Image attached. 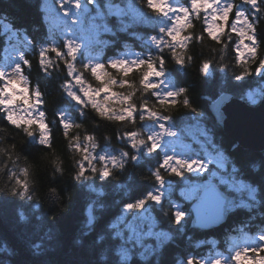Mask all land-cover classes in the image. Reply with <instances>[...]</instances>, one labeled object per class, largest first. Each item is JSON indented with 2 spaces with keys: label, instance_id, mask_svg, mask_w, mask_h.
<instances>
[{
  "label": "trees",
  "instance_id": "16d2710c",
  "mask_svg": "<svg viewBox=\"0 0 264 264\" xmlns=\"http://www.w3.org/2000/svg\"><path fill=\"white\" fill-rule=\"evenodd\" d=\"M85 1L88 2V0ZM95 1L103 8V3L107 0ZM111 1L120 2L126 6L131 3L137 9L136 11L142 12L145 19L136 20L135 17L130 22H125V16L112 18L104 15L102 25L104 29L101 33L99 32L94 46L88 44L91 49L93 47L94 51L91 50L93 55L91 52L86 54L82 50L81 55L74 62L78 69L77 72L80 73L79 69L82 64L89 63V70L82 78L88 80L93 87H102L101 82L91 75L90 69L95 62L103 64L104 68L117 79V84L113 85L111 90L121 92L126 91L130 86H139L144 65L130 64L128 68L131 71L124 75L123 71H120L125 67L124 65L112 68L109 61L124 59L128 56L131 57L130 61L139 59L148 61L150 57H156L153 66L156 71H160V61H163L164 75L151 76L149 80L153 78L152 81L150 80L151 83L159 85L161 82L159 78H161L168 84V90L175 92L177 89L173 85L180 77V70H183L186 75L179 79V83L188 84L191 81L195 91H189L190 99L192 96H197L204 101L205 106L202 107L200 103L193 102L192 107L186 109L177 104L171 111L162 110V114L169 116V120L165 123L170 125V121H174L176 124L172 130L176 131L181 139L180 156L184 160L204 161L207 164V170L204 172L198 167L190 170L183 166L181 176L184 179L192 178L202 183L210 180L209 176L212 171L218 170L220 176L225 179L223 183L216 182L220 189L234 196L236 194L229 184L239 186L245 202L237 205L232 203L234 205L227 211L225 220L219 224L220 227L217 225L210 229L199 230L209 236L207 239L195 241L192 240L193 234L187 220L189 202L182 200V196L176 190L172 198L166 195L159 203L150 200L149 211L154 215L158 229L168 232L170 237L163 241L158 249L154 247L150 254H146L147 256L141 257L136 250L124 256L122 250L119 249L120 242L114 229L115 221L122 214L125 205L145 197L156 186L157 181L147 169L134 168L130 164L128 169L134 174L132 180L112 170L115 173L114 176L109 175L105 180H101L97 173L90 180L82 179L76 182L80 185L76 187L69 182L70 177L74 175L69 141L71 140L74 144L73 138L79 133L81 141H84L86 136L94 138L97 148L93 154L97 157L102 151L107 152L111 149L117 152L120 148L127 150L130 156L134 155L136 153L131 151L123 138L126 133L133 132L138 133L139 138H146L144 135L146 122L139 120V115L144 109L138 103L137 111L133 114L131 121L127 118L124 121H109L97 116L90 106L80 105L69 98L60 87V84L68 79L67 65L62 60H57L56 64L44 71L38 64L40 45L44 47L55 45L64 53L62 40L48 27L43 0H0V61L6 49L11 45L18 48L21 72L28 75L31 82L30 94L33 88L39 86L43 101L40 109L46 114L45 123L49 130L50 140L48 146L39 145L38 125L33 126L34 135L30 138L22 128L11 125L5 119L6 112L0 111V127L7 129L6 133H0V135H5L6 144L16 145V151L20 156L18 164L33 166L32 174L36 181L35 185L30 187V192L36 191V196L31 201L27 198L7 197L0 193V260H12L13 264H89L92 260H96L97 264H181L188 261H191V264H198V262L209 264V258H230L232 254L230 246L233 240L243 241L253 236H264V199H260L253 187L247 184L245 178L239 174L237 165L240 164L242 156L227 150L232 139L224 133L223 140H221L212 129V121L206 120L200 113L205 111L208 117H213L210 111H207V106L210 100L223 93H216L210 84L205 83V77L213 73L215 69L214 76H219L222 62H219L221 53L218 50L227 45L225 62L229 64V69L234 63L239 36L237 32L232 31L231 25L235 22L237 11L244 12L254 25L257 58L250 74L242 76L241 81H235L230 73L227 77L228 86L230 89L243 90L244 95L241 98L244 100L252 91H264V71L260 76H257L255 72V68L260 66V60L264 59V0H256L257 8L261 11H257L250 3H243L237 9L235 5L239 0H233V9L229 13L228 21H221L224 30L217 34L220 37L219 41L208 35L207 22L201 10L197 13L190 9L184 27L180 30L179 41H173L167 34V29L176 24V17L171 11L166 18L160 19L162 13L150 7L148 0ZM156 3L159 4L160 1ZM188 3L187 0L174 3L167 1L163 7L171 9ZM253 12L256 13L255 16L252 15ZM36 24L41 26L39 31L33 27ZM161 28L165 31L161 32ZM213 48L217 51L213 52ZM173 53L181 55L183 63L177 62ZM47 55L49 58H54L55 52L49 51ZM189 56L192 57L191 62H189ZM25 60L29 63L25 64ZM205 62L208 63V69L201 71ZM121 79L128 81L123 88L119 84ZM0 82L3 83L1 77ZM156 90L158 89L145 93V98L158 103L152 95V92ZM139 94L137 92V95ZM182 95L178 99L182 98ZM144 107H151V104ZM0 109H2L1 106ZM64 123L72 125L67 137L64 135ZM76 124H81L83 127L77 129ZM185 142L190 143L191 147H186ZM80 148L83 150L84 143L80 144ZM52 149H55L56 153L62 157V166L65 169L62 178L52 174L54 169L48 162L52 158ZM156 151L160 153L158 159L162 165L163 153L159 149ZM141 155H147L143 149ZM233 156H236V159H233ZM94 163L102 167L99 161H94ZM221 163L222 168L219 166ZM150 167L151 171L155 172L159 164L150 165ZM84 168L83 175L91 176L87 161L84 162ZM165 169L171 175H164ZM159 171L161 175L173 181L175 189L179 190L176 186L177 182H181L180 187L184 185L178 174L171 172L169 165L159 167ZM68 182L70 190L63 192L61 189ZM52 187L57 188V193L50 192ZM248 189L253 190L255 198H249ZM176 203L178 209L180 208L185 213L183 223L177 222L174 215L178 210ZM75 221H80L82 236L94 238L98 243L81 251L61 249L55 242L52 245L49 244V241L53 240L57 234L51 229L52 225H58L60 232H70L75 226ZM216 233H224L225 240L218 243L217 239L211 236ZM188 241H192L191 245L187 244ZM36 245L39 247H35ZM29 247H34L35 251L41 255L33 256L28 251ZM51 248H55L56 251L53 252Z\"/></svg>",
  "mask_w": 264,
  "mask_h": 264
},
{
  "label": "clouds",
  "instance_id": "9594fccd",
  "mask_svg": "<svg viewBox=\"0 0 264 264\" xmlns=\"http://www.w3.org/2000/svg\"><path fill=\"white\" fill-rule=\"evenodd\" d=\"M243 3H250L257 11H261V9L257 8L256 2L253 3L252 0H239L236 3L235 7L239 9ZM149 4V3H148ZM164 3H161V7L163 8V13L159 17L160 19L166 18L168 16L169 11L171 9H166L163 7ZM192 7L199 13L201 8L211 9L209 13V21L207 32L208 35L219 41L218 33H222L224 28L222 24L216 23L217 19L226 21L229 15V10L233 9V4L229 2L227 6L214 7L212 3H208V0H205L203 4L198 3L195 0V3H192ZM219 14V15H218ZM241 14H243L242 27H236L235 24L241 22ZM255 12L252 13L255 16ZM33 27L39 31L40 25L36 24ZM180 28L184 27L183 21H181ZM163 28L160 29L161 32ZM249 29H254V25L249 21L248 16L244 14L242 11H237L236 13V22L232 28L233 32H237L240 40L237 45V52L235 55L234 63L229 69V64L226 63V47L220 48L218 51L221 53L219 56V62L221 63V68H219V76H214L213 73H209L208 76L205 77V83L210 84L216 93H221L224 91H230L233 100L229 105L225 106L223 119H216L215 117H208L205 111L200 113L206 120L212 121V129L219 135L220 139L223 140V134L225 130L230 125V110L233 105H238L242 108H246L249 110H264V98L261 99L260 102H256L254 104L249 105L247 101H244L241 97L244 95L243 90L241 89H230L227 82V77H234V80L239 82L241 81L242 76H247L252 71V65L255 64L257 58V49L253 48L249 44H244V39L248 38ZM229 38H231L229 36ZM73 43V42H72ZM255 43V41H253ZM73 45H78L74 44ZM240 45H243L241 48ZM80 47V46H79ZM78 47V49H79ZM57 47L55 45L51 47H44L40 45L38 52V64L44 71H47L48 68H51L52 65L56 64L57 60H62L65 65H67V75L74 79V84L71 82H64L60 84V87L66 92L67 96L73 100H75L78 104L84 106H90L92 110L95 111L96 115L100 118L109 120V121H124L126 118L131 121L133 119V114L137 111V104L141 105V108L144 111L139 115L140 121H145V129L144 135L146 138H137L138 133L135 136L130 134L128 135V140L131 143V148L135 150L136 154L131 155L128 151H121L119 155H100L95 156L93 153L97 148V143L92 136H86L84 141L80 140L79 133L73 138L75 143L69 141V147L72 149L71 153V161L74 165V175L70 177V181L76 187H80L76 182L81 181L82 179L87 181L95 176L97 173L100 175L101 180H105L107 177L103 175L105 170L110 172V175H115L112 170L118 172L121 176H125L126 179L132 180L134 178L133 172H130L128 166L131 164L134 168L147 169L148 172H151L156 177L154 173L159 171V167H164L163 164H160L159 156L160 153L157 151H152V144H159V148L163 145L161 149V153H163V159L165 157H174L173 155H169V152L175 153L178 157L181 153L177 152V145L175 143V139L178 138L177 132L173 131L172 128L176 127L174 121H170V127L165 128L164 124L161 121L169 120V116L163 115L162 110L171 111L176 107L177 104L184 108H191L193 102L200 103L202 107H204V101L200 100L197 96H192L190 99L189 91H195V87L193 83L190 81L188 84L179 83V79L186 75L183 70H180V77L177 78V82L173 85L176 87V91L173 92L168 90V84L164 81H161L160 84H154L155 87H146L145 86V73L149 71L148 64L140 63L145 61L144 59L127 61V60H119L124 61V66L120 71H123L124 75H126L127 65L131 64H139L144 65V69L141 72V79L139 80V86H130L126 91L114 92L111 90L113 85L117 84L116 77L111 74L105 68H100L97 71H93L92 67L90 69L91 75L95 77L97 81H100L103 85L102 87L97 86L93 87L88 80L82 79L84 73L89 70V63L82 64L80 71V75L74 76L73 73L77 72L78 69L75 67L73 61L76 60V55H73L70 48L67 47V53H62L61 51H57ZM49 51L55 52L54 58H49L47 53ZM213 52H216L217 49L213 48ZM176 57V61L181 63L182 59L181 55L177 53H173ZM247 56V58H245ZM71 58V60L68 59ZM157 58L150 57L148 61L151 62L152 66ZM189 62H191L192 57L189 56ZM117 60H110L109 65L112 66V62ZM25 64L29 62L27 60L24 61ZM97 64V63H96ZM204 63L201 71L205 70ZM161 70L159 71L161 75L152 76L160 77L164 75V62L160 61ZM58 67V65H57ZM154 67V66H153ZM261 67H264V59L260 60V66L255 68V72L257 76L261 75ZM116 68V67H115ZM208 69V68H207ZM240 74L237 75L236 73ZM103 74V76H102ZM100 76L102 79H98ZM0 77L6 79L4 86L0 88V106H3L0 111L6 112L7 115L5 119L10 122L11 125H15L23 129L25 133H27L28 137H33L34 131L33 126L38 125L39 135V145H50V140L48 136V127L45 123L46 114L45 111L40 109V105L43 103L41 99V93L39 90V86L37 85L32 89L30 94V79L28 75H25L21 72L20 64H15L14 67L11 68V71H7L6 69L0 68ZM10 77V78H9ZM106 78V79H105ZM120 87L123 88L125 85V80L121 79L119 81ZM163 85V86H161ZM79 86L78 91L83 94L85 99H81L80 95H77V91L73 89ZM152 89H158L152 92V95L157 99L158 103H153L151 99L145 98V93H148ZM106 93L101 98V93ZM137 92L140 94L137 95ZM182 98L178 99V97ZM135 98V99H134ZM151 104V107L145 108L144 106ZM157 109V110H153ZM207 111H211V106H207ZM147 113V116L145 115ZM81 115L83 113L81 112ZM155 125V128L152 125ZM182 127V125H180ZM72 127L71 124L64 123V135L68 136V130ZM75 127L80 129L83 127L81 124H76ZM158 129V130H157ZM7 129L0 127V133H6ZM207 135V133H205ZM166 137L174 138L172 140L166 139ZM90 142V143H88ZM150 142V143H149ZM84 143V148L81 150L80 144ZM147 154L145 156L141 155V150ZM229 152L237 153L242 156L240 164H238L239 174L244 177L245 182L253 187L254 191L258 194L260 199H264V140H261L259 145H253L242 140L239 137H234L231 143L228 145ZM52 158L48 162L51 164L53 171V176L59 175L61 178L64 176L65 169L62 166V157L56 153L55 149H52ZM77 157H80L79 159ZM47 159V157H44ZM20 159L19 154L16 151L15 144H6L5 143V135H0V193L7 197L27 198L28 201L33 200V197L36 196V191L30 192V187L35 185L36 181L33 178L31 164L22 165L18 164L17 161ZM233 159H236V156H233ZM87 161V166L91 170V176H84V162ZM94 161H99L102 164V167H98L97 163ZM9 164H11V168H9ZM159 164V167L156 168L155 172L151 171L150 165ZM176 164H179V161H176ZM111 166V168L109 167ZM175 165L169 164V167H173ZM181 167H183L181 165ZM14 169V170H13ZM7 170V171H6ZM10 173V174H9ZM164 175H171L167 169H165ZM180 175V174H178ZM259 177V179H258ZM64 186L61 190L63 192H68L70 190L68 184ZM181 182H177V187L180 190V195H183V188L180 187ZM51 193H57V188L52 187L50 189ZM59 199V197H57ZM163 207V205H160ZM188 221H191L192 225H195V221L192 220V208H188ZM74 228L70 232H60L58 231V225H52L51 229L55 231L56 237L49 241V244L52 245L54 242L61 249H67L72 251H81L85 249L91 248L94 244H97L98 241L94 238H90L87 236L81 235L80 221L74 222ZM220 227V225L218 226ZM192 232V240L199 241L201 239H207L209 235L206 233H201L198 227H191ZM214 238L217 239L218 243L220 241L225 240L224 233H216L211 234ZM192 241H188L187 244L191 245ZM35 247H39L36 245ZM53 252L56 251L55 248H51ZM28 251L33 256H40L35 251L34 247H29ZM44 254V253H43ZM227 259V257H225ZM218 260L209 258V264H217ZM0 264H13L12 260H0ZM89 264H97L96 260H92ZM187 264H191V261H188ZM198 264H202V262H198ZM228 264H231V261H228Z\"/></svg>",
  "mask_w": 264,
  "mask_h": 264
},
{
  "label": "rangeland",
  "instance_id": "374dc122",
  "mask_svg": "<svg viewBox=\"0 0 264 264\" xmlns=\"http://www.w3.org/2000/svg\"><path fill=\"white\" fill-rule=\"evenodd\" d=\"M107 1H111V0H107ZM158 1L160 0H157L156 2ZM232 1L233 0H218V2H216V0H208V3H212L214 7H220V6H227L229 2L233 4ZM197 2L203 4L205 0H197ZM75 3H76V0H71V2H69V0H56V1L55 0H43V7L45 8L46 17L48 20V27L50 28L52 32L53 31L56 32L55 34H57L58 38L62 40L63 49H64L65 54L67 53V42L68 41H72L74 44H78L80 46L75 54L77 58L78 56L81 55L82 50L83 52H86V54L90 53L91 50H93V47L91 49L88 44H92L94 46V44L96 43L99 32L101 33L102 29H104L102 27L104 23L103 17L106 14L103 8H101L99 3L95 0H88V4H90V6L92 7L89 12H84L81 9H76L74 7ZM125 7L127 9L125 19H124L125 22H130V20L135 17L137 18L136 20L145 19L143 17L142 12L136 11L137 9L133 7L131 3H129L128 6L125 5ZM181 8H188L189 12H190V9H192L194 12L196 11L192 7V0H189L188 5H181V6H176V7L171 8V12L174 13L175 17L184 16V13L180 11ZM68 9L72 10V14L65 15V12ZM166 9L168 8L166 7ZM200 10L203 12V15L206 19L207 27H208V21L210 19L209 13L211 12V9L201 8ZM221 21L222 20L217 19L216 23L221 24ZM242 21H243V17H241V22L238 23L239 27L243 26ZM181 29L182 28H180V30ZM239 40H240V37H239ZM252 42L253 41L251 40L244 39V44H253ZM240 47L242 48L243 45H240ZM93 51L91 52L92 55H93ZM68 58L69 60H71L70 57ZM130 58L131 57L128 56L124 59L123 58L117 59V61L119 60L130 61ZM20 59L21 58H20V53L18 51V48L15 46H11L5 51L4 59L0 61V64H1L0 68L6 69L7 71L10 72L11 68L14 67L15 64L17 63L20 64ZM74 62L75 61H73V63ZM95 64L96 62L92 66H94ZM130 64L131 63H129L127 67H129ZM77 75H80V73L79 72L73 73V77ZM150 80L152 81L153 78H150ZM66 81L74 84V79L72 77L68 76V79ZM159 81H162V79L159 78ZM5 82H6V79L3 78V83L0 82V88L4 86ZM78 88L79 86H76L73 90L77 91V95H80L82 100L85 99L83 94L78 91ZM263 93L264 91L263 92L262 91L261 92L252 91L248 93V95L246 96V100L250 105L256 102H259L262 99ZM105 94L106 93L102 92L101 98ZM1 107L3 108V106ZM62 116L64 117V115ZM146 116H147V113H146ZM165 121L166 120L161 121V123H163L166 128L170 127V125L165 123ZM152 127L155 128V125L153 124ZM177 136H178V133H177ZM123 139L125 142L128 143V147L131 149V151H134V153H136L135 150L131 148V143L128 140V135L124 136ZM166 139L172 140L174 138L166 137ZM175 143L177 145V152L180 153V150H182V147L179 144L181 143V139L179 138V136L177 139H175ZM184 145L188 148L191 147L190 143L185 142ZM162 148H163V145H161L160 148L158 149L161 151ZM121 151H122V148H120L117 152L109 149V151L107 152L105 151L100 152L99 156L100 155H105V156L119 155ZM168 154L173 155L174 157L176 156V154L172 152H169ZM179 157L183 159L181 156H178V158ZM170 164L175 165L176 167H180V170H181V166L176 164L175 159ZM169 169L171 170V167H169ZM213 173H215V175H213ZM178 177L184 183V185H182V188H183V195H182L183 199L182 200L184 201L186 200L187 202H191L194 199V198L188 197L187 193L193 190H197L199 186L204 185L207 182V181L206 182L204 181L202 183H199V181L194 180L192 178L184 179L181 175H178ZM209 179L215 180L217 183H222L221 181L225 182L224 177L220 176V172L218 170L212 171V173H210ZM229 185H231L230 187L236 195L231 196L230 194L226 193L227 195L230 196L228 205H226L227 210L232 208L234 204L236 205L243 204L245 202V198L242 196L240 187L239 186L237 187L232 184H229ZM175 190L177 191V193L180 194V190L175 189V187H173V181L170 178L165 177V185L161 187L159 183L157 182L156 186L152 189L151 192L153 194L161 195V200H163V197L166 195L168 196V198H172V194ZM247 192H248L249 198L251 199L255 198V194L252 189H248ZM136 201L131 202V203H135ZM149 201L150 200L146 201L145 207L143 209L128 210L125 205L123 207L122 214L115 221L114 229L116 231L117 237L120 242L119 249L122 250V253H124V256L128 255L132 250H136L137 252H139L141 257L147 256L153 251L154 247L158 249L161 246V243L170 237V234L168 232L158 229L155 217L149 211ZM175 206L177 207V203L175 204ZM178 210L181 211L180 208ZM183 219H184V216L179 220V222L183 223ZM260 237L261 236H258L257 238L259 239L253 242L248 241V240H245V241L236 240L234 242V246L232 247V250H233L232 257L227 258V259L223 258V259H216V260L220 261V264H228L229 260L231 261V264H264V260L260 259L261 257H264V251H261V249H264V240L260 239ZM244 248L249 249L247 256L241 259L240 261H237L235 259V253L237 251H241ZM253 249H255V251H253ZM181 264H187V262L181 263Z\"/></svg>",
  "mask_w": 264,
  "mask_h": 264
},
{
  "label": "water",
  "instance_id": "95a60500",
  "mask_svg": "<svg viewBox=\"0 0 264 264\" xmlns=\"http://www.w3.org/2000/svg\"><path fill=\"white\" fill-rule=\"evenodd\" d=\"M81 3L83 11L90 10V6L85 0H82ZM103 7L109 17L120 18L126 12L125 7L119 2L108 1L103 4ZM262 98H264V93ZM232 100L233 96L230 92H223L210 100L208 105L211 106L210 113L212 116L216 119H223L225 106L229 105ZM224 133L230 139L239 137L248 143L259 145L261 140H264V110H249L238 105H233L230 110V125ZM211 182L224 194V200L198 202L194 199L188 208H192V220L195 221V225H192L190 221L189 227L209 229L218 225L226 217V205H228L230 196L225 194L215 181L211 180Z\"/></svg>",
  "mask_w": 264,
  "mask_h": 264
},
{
  "label": "snow or ice",
  "instance_id": "6c2138e0",
  "mask_svg": "<svg viewBox=\"0 0 264 264\" xmlns=\"http://www.w3.org/2000/svg\"><path fill=\"white\" fill-rule=\"evenodd\" d=\"M69 2H71V0H69ZM216 2H218V0H216ZM252 2L255 3L256 0H252ZM148 3H149V6L150 7H154L157 12L163 13V8L161 7V3L166 4L167 0H160L159 4L156 3V0H148ZM192 3H195V0H192ZM74 7L76 9H81L82 5L80 3V0H76V3L74 4ZM180 11L184 13V16L183 17H179V16L176 17V24L173 25L172 28L167 29V34L172 38L173 41H179V35H180V27H179V25H180L181 21L184 22L188 18V12H189L188 8H181ZM231 11L232 10H229V13ZM70 14H72V10L68 9L65 12V15H70ZM241 16L243 17V14H241ZM228 18H229V15H228ZM228 18H227L226 21H228ZM234 23L235 22H233L232 25H231L232 28L234 26ZM235 26L239 27L238 24H235ZM162 31H165V29H162ZM249 32H251L253 34L250 35ZM254 32H255L254 29H249L248 38H247L248 40L256 41V36L254 35ZM218 38L220 39V37H218ZM159 43H163V41H159ZM181 43H182V41H181ZM249 45H251L253 48H256L255 43L249 44ZM67 47L70 48L72 53H73V55H75L77 50H78L79 45H73L72 41H68L67 42ZM57 51H60V50L57 49ZM180 62L183 63L182 60ZM140 63L148 64V66H149V71L147 73H145V77H146L145 86L146 87H149V86L150 87H155V85H152L151 81L149 80V77H151L153 74L161 75V73L159 71L155 70V68L152 66L150 61H142ZM123 64H124V61H113L112 62V66L114 68L117 67L118 65H123ZM100 68H104V65L97 63L94 66H92V70L93 71H97ZM207 68H208V65L205 64V70H207ZM129 71H131V69L127 68L126 69V75H127V73ZM260 71L261 72L264 71V67H261ZM97 78L98 79H102V77H100V76H98ZM125 84H128L127 80H125ZM164 127H165V125H164ZM130 135L135 136L136 133H131ZM158 148H159V144L153 143L151 150L152 151H156ZM174 159L176 161H179L178 165H180V166L182 165L184 167H187L190 170L193 169L194 167H198L199 170H202L204 172L207 170V164L204 161H201V160H184V159H181L180 157L179 158L178 157H165L163 159V166H168ZM219 166L222 168L223 164L221 163ZM171 172L174 173V174L183 175V173L180 170V167H176V166L171 167ZM103 175L105 177H107V176L110 175V172L108 170H105ZM154 175L156 177V181L159 183V185L161 187H163L165 185V177L163 175H161L160 171H156L154 173ZM213 175H215V173H213ZM221 182L223 183V181H221ZM187 195L190 198L196 199L198 202L214 201V200L222 201V200H224V194L222 192H220L218 190L217 186L211 182V179L208 180L204 185L199 186V188L197 190H193V191L188 192ZM147 200H152V201H156L157 203H159L160 200H161V195H157V194H153L152 192H148L146 194L145 198H140L135 203H128L126 205V208L128 210L143 209L145 207V204H146ZM174 215L176 217L177 222H179V220L183 216H185V213L182 212V211L177 210L174 213ZM260 239L264 240V236L260 237ZM248 251H249L248 248H244L241 251H237L235 253V259L237 261H240L241 259L245 258L247 256V254H248ZM253 251H255V249H253ZM261 251H264V249H261ZM260 259L264 260V257H261ZM217 264H220V261H217Z\"/></svg>",
  "mask_w": 264,
  "mask_h": 264
},
{
  "label": "bare ground",
  "instance_id": "6f19581e",
  "mask_svg": "<svg viewBox=\"0 0 264 264\" xmlns=\"http://www.w3.org/2000/svg\"><path fill=\"white\" fill-rule=\"evenodd\" d=\"M242 241V240H241Z\"/></svg>",
  "mask_w": 264,
  "mask_h": 264
}]
</instances>
